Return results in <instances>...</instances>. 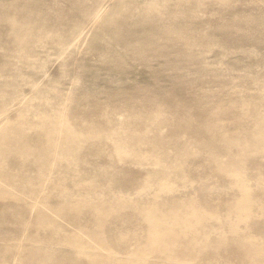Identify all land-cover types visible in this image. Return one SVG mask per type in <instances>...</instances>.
Wrapping results in <instances>:
<instances>
[{
    "label": "rangeland",
    "instance_id": "rangeland-1",
    "mask_svg": "<svg viewBox=\"0 0 264 264\" xmlns=\"http://www.w3.org/2000/svg\"><path fill=\"white\" fill-rule=\"evenodd\" d=\"M262 223L264 0H0V264H252Z\"/></svg>",
    "mask_w": 264,
    "mask_h": 264
},
{
    "label": "bare ground",
    "instance_id": "bare-ground-1",
    "mask_svg": "<svg viewBox=\"0 0 264 264\" xmlns=\"http://www.w3.org/2000/svg\"><path fill=\"white\" fill-rule=\"evenodd\" d=\"M117 150L126 152L124 147L122 148L120 146H117ZM154 163L158 164V162H154ZM236 184L241 187V190L244 191L246 189L244 192L242 191L243 197H241L238 201H236L234 205V214L236 215V219H240L241 221H243V220H247L249 217L252 216L253 211H252V208L249 207L248 200L251 205L252 203L250 202V199H249L250 198L249 192H247L248 188H246L244 185H241V180L239 179V177L236 178ZM161 187H162V190L167 189V188H173L169 186V184L168 185L164 184ZM193 188L194 187L192 185L187 187L188 191L193 190ZM222 188H224V186L217 184L215 187L212 186V188L208 186H204L201 191L205 194H211V193L221 194L220 192ZM171 190L168 189L167 191L170 193H173L174 191H171ZM188 191L183 193V195L184 194H185L184 196L189 195ZM192 204H193V199L190 198L188 203L184 202L183 207L189 209L193 207ZM183 207L181 209H184ZM192 210L195 211V213L193 215L187 216L186 218H182V217L180 218L179 211L178 213L174 212L176 215L173 217V219L170 221L164 220V222H162L161 219H158V217H155V214L147 213V215H144L146 222L150 225V234H149V240H148L149 246H152V248L157 252L165 253V255L171 259L172 257L174 258L173 256L174 251L172 248L176 245L178 238L182 234L188 235L192 233V236H193L192 242L194 241V244H195L196 236L197 234H199L198 232V229H200L199 227L201 228L202 226H205L206 228L216 227L212 223L210 216H208L206 213H204L203 211L200 212V210H194V209ZM235 221L228 218L220 222V225L227 226L228 228H230V230L234 234H236L241 229V227L239 225H235ZM261 226H264V223H262ZM254 243L255 241L254 242L252 241L247 244L250 246H254ZM85 244L86 242L84 238H82L81 245L84 246ZM187 247L188 248L192 247L191 241L187 243ZM183 248H186V247H183ZM78 252L85 253L86 255L90 257L94 256L95 258L93 257L92 264H104V262H106L105 259L109 258V255L108 256H103L101 254L98 255V254L91 253L90 251L80 250ZM248 253L250 256V262L252 264H261L264 258L263 256L264 251L257 252L256 247L255 248L251 247ZM258 253H259V256H258Z\"/></svg>",
    "mask_w": 264,
    "mask_h": 264
}]
</instances>
